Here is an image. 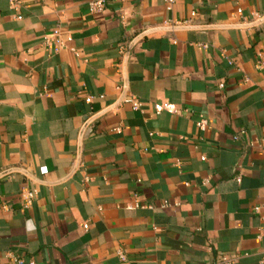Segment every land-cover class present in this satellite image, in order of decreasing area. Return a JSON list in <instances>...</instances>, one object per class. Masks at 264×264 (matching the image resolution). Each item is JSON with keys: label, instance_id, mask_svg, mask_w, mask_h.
Segmentation results:
<instances>
[{"label": "crops", "instance_id": "0c3cea01", "mask_svg": "<svg viewBox=\"0 0 264 264\" xmlns=\"http://www.w3.org/2000/svg\"><path fill=\"white\" fill-rule=\"evenodd\" d=\"M97 1L0 0V264H264V0Z\"/></svg>", "mask_w": 264, "mask_h": 264}, {"label": "built area", "instance_id": "2783aa9c", "mask_svg": "<svg viewBox=\"0 0 264 264\" xmlns=\"http://www.w3.org/2000/svg\"><path fill=\"white\" fill-rule=\"evenodd\" d=\"M174 0H169V3L171 5L174 4ZM105 0H100V1H97V2H94L90 5V10L92 13H96V14H100L104 11L105 9ZM187 24V22L185 23H177V24H174V25H171L173 27H178V26H181V25H185ZM189 25V24H188ZM55 34L57 35L58 34V31L55 32ZM257 67L259 69H264V62L262 60H259L257 62ZM134 108H138L139 107V104L137 102H134L133 104ZM171 106H167V108H169ZM158 111L162 110L163 108H157ZM27 194V195H26ZM25 194V199H26V203L27 204H31L33 202V200L35 199L36 197V192L35 191H29ZM119 258L120 260L124 263V264H127L128 260H127V257L126 255L123 253V252H120L119 253ZM20 263H23V260H19ZM30 264H34L33 262H30Z\"/></svg>", "mask_w": 264, "mask_h": 264}]
</instances>
